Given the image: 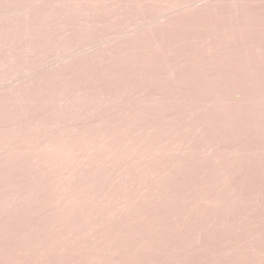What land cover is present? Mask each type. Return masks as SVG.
<instances>
[{
	"label": "rangeland",
	"instance_id": "1",
	"mask_svg": "<svg viewBox=\"0 0 264 264\" xmlns=\"http://www.w3.org/2000/svg\"><path fill=\"white\" fill-rule=\"evenodd\" d=\"M0 264H264V0H0Z\"/></svg>",
	"mask_w": 264,
	"mask_h": 264
}]
</instances>
